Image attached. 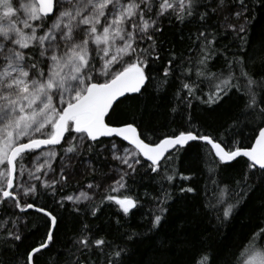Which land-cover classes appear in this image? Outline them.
I'll use <instances>...</instances> for the list:
<instances>
[{
	"label": "snow or ice",
	"instance_id": "6c2138e0",
	"mask_svg": "<svg viewBox=\"0 0 264 264\" xmlns=\"http://www.w3.org/2000/svg\"><path fill=\"white\" fill-rule=\"evenodd\" d=\"M161 107L173 127H144ZM250 204L264 220V0H0V264H264V227L229 243Z\"/></svg>",
	"mask_w": 264,
	"mask_h": 264
},
{
	"label": "trees",
	"instance_id": "16d2710c",
	"mask_svg": "<svg viewBox=\"0 0 264 264\" xmlns=\"http://www.w3.org/2000/svg\"><path fill=\"white\" fill-rule=\"evenodd\" d=\"M172 31H174V29ZM184 32H185V35H187L188 29L185 28ZM169 39H172V36L170 33H169ZM146 102L149 105L148 111L153 112V111H155V109L153 108V105H156V104L163 105L167 102V100H166V98L161 97V98L156 99V100H147ZM121 108L126 110V111H129V118H131V112L132 111L138 112V111L142 110L144 108V103H141L135 109L131 108L129 106V104L122 105ZM166 111H167L166 109L161 107L158 110V114L154 115L151 118L150 124L147 123L148 117L146 116V123H145L144 127L155 128L158 130V132H164L166 129L164 127H162V125H165L167 123V119L164 115V113ZM170 117H171V113L169 112V118ZM167 127L171 128V127H173V125H171L170 123H167ZM245 135L251 136L252 133L248 130H245ZM245 143H247V141H245ZM194 156H195V152H192L186 156V159H191ZM204 167L206 168L207 166L205 165ZM240 167H241V165H236L234 168L221 170V172L219 174V179H222L225 181L231 180L234 176L237 175ZM192 182L198 188L201 200H206V199L211 197L212 189L214 188V185L208 179V173L207 172H197L193 176ZM73 187H75V182H73ZM153 187L158 188V185H149L147 178H145V180L143 182L138 181L135 185H132V191H133V193L139 194L141 196V198H143L145 191L147 190V191L151 192L153 190ZM205 189H207L208 191L206 192ZM68 191L71 192V188L68 189ZM189 195H192V194H189ZM151 207H152L151 203L144 202L142 199V206L139 207L137 210H134V214L131 215L130 217H128L125 221V224L128 226L129 230L138 229L143 224V222H144L143 218L148 213V211ZM113 211H115L114 208H104L103 212L100 214V218L98 220L94 221V225L106 226L110 222L114 223V218L112 216ZM259 217H260V214L254 211L252 204H250L248 207H246L242 211H240L239 215H237L236 218L232 222L231 232L229 233V236H230L229 243L234 244V245H239L244 240V237L249 234L250 229L264 227V220H261ZM69 221H70V217L67 218L65 221H61V223L59 225V230L57 231L58 243L65 239V233H66L67 229L71 227ZM123 230L124 229H121V231H123ZM144 231L146 233V230H144ZM166 231H169V225H165L164 229L162 230V234L160 236L156 237V243L157 244H159L160 241L163 240V238H164L163 232H166ZM36 238H37V236L34 233H28L25 244L32 242ZM150 243H151L150 241H146L142 244H137V245L133 246V248L137 252L135 259H139V254L145 252L149 248ZM52 251L54 252L55 249H53ZM48 260H49V253H45L40 258L41 264H46V262Z\"/></svg>",
	"mask_w": 264,
	"mask_h": 264
},
{
	"label": "rangeland",
	"instance_id": "374dc122",
	"mask_svg": "<svg viewBox=\"0 0 264 264\" xmlns=\"http://www.w3.org/2000/svg\"><path fill=\"white\" fill-rule=\"evenodd\" d=\"M57 163H58V161H57ZM87 179H91V177L89 176V177H87Z\"/></svg>",
	"mask_w": 264,
	"mask_h": 264
}]
</instances>
